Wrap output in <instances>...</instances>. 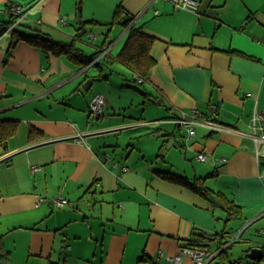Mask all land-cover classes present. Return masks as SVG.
Returning a JSON list of instances; mask_svg holds the SVG:
<instances>
[{
	"label": "crops",
	"instance_id": "obj_1",
	"mask_svg": "<svg viewBox=\"0 0 264 264\" xmlns=\"http://www.w3.org/2000/svg\"><path fill=\"white\" fill-rule=\"evenodd\" d=\"M195 1L198 13L162 0H0V121L16 122L0 147V264H166L194 231L216 234L217 194L263 212L251 136L264 111V0ZM12 5L31 11L10 46ZM131 28L150 39L146 77L118 59ZM88 47L107 50L89 67L72 57L94 59ZM128 75L143 90L120 85ZM97 94L105 105L92 120ZM190 116L221 129L189 136L177 121ZM141 136L153 154L133 155ZM159 175L199 179L208 198Z\"/></svg>",
	"mask_w": 264,
	"mask_h": 264
},
{
	"label": "rangeland",
	"instance_id": "obj_2",
	"mask_svg": "<svg viewBox=\"0 0 264 264\" xmlns=\"http://www.w3.org/2000/svg\"><path fill=\"white\" fill-rule=\"evenodd\" d=\"M84 39L86 40V38ZM88 48L87 55L91 59L99 55L100 51L96 52L93 51L91 47ZM124 82H131L133 86L143 90L141 85L136 86L133 83L130 75L120 77V85ZM130 104L131 103L127 104L129 110L136 115V119H140L142 107H140L137 102L134 103L133 106ZM154 115V113H151V117H156ZM150 139L149 137L141 136L134 141L137 148L135 150L129 148L128 150H130V152L133 150V155H135L137 154V149H139V147L143 148L144 146L142 150L143 153L153 154V144L150 143ZM147 147L150 148L149 151ZM172 161L174 163L173 168H176L175 170L177 173L181 172L184 166L182 157L180 159L182 165L180 161H177L176 155L173 156ZM0 166H4V164H0ZM257 204L258 202L256 201L251 206L242 208V212H238L234 216H230L227 212L221 211L220 209H217L216 212L213 213L212 227L214 229L213 233L216 234L213 235V239L204 240L203 249L207 250L211 255L218 253L222 249L223 252L213 259L210 264H264V256L259 261L248 258L250 249L261 247L264 241V234L262 233L264 230V210L263 212H255ZM236 236H239L237 240L231 241V238H236Z\"/></svg>",
	"mask_w": 264,
	"mask_h": 264
},
{
	"label": "built area",
	"instance_id": "obj_3",
	"mask_svg": "<svg viewBox=\"0 0 264 264\" xmlns=\"http://www.w3.org/2000/svg\"><path fill=\"white\" fill-rule=\"evenodd\" d=\"M155 1V0H154ZM168 3H171L175 8L177 9H184L186 11L198 13L200 11V3L195 0H162ZM10 13L14 16V20L5 27L6 32H13V29L16 28L20 22L26 18V16L30 13L31 8L27 9L20 5H12L9 7ZM105 53H107V50H104V52H101L96 58L92 59L87 66L94 65L100 57H102ZM138 83L142 82L141 78L137 79ZM105 101L102 95H95L90 101L88 114L90 119L97 120L99 119L104 110ZM179 124H182L188 129V135H193V125H204L208 126L212 129H221L220 126L214 122L207 121V120H195L194 116L188 117V119H180L177 121ZM253 128L254 133L251 136L252 140L254 142V154L256 157H262L264 158V131H263V125H264V111H255L253 113ZM223 129V128H222ZM257 129H259V132H257ZM229 130V129H226ZM196 159L201 162H205L207 159L206 154L199 153L196 156ZM32 170L34 172H37L39 168L33 167ZM52 203L55 207L61 208L68 204V201L65 198H53ZM264 216V214H263ZM264 234V230L262 231ZM239 237V236H238ZM236 236L231 238V241L237 240L238 238ZM227 247V246H226ZM262 250L264 255V241L262 243L261 247H258ZM223 250V249H222ZM221 250V251H222ZM211 255L207 250L201 249V248H191V247H181L179 252L175 254L174 256L170 257L168 259V262L166 264H183L184 258H188L190 260V264H210L213 259L217 257V255L221 252ZM158 264V263H154Z\"/></svg>",
	"mask_w": 264,
	"mask_h": 264
},
{
	"label": "trees",
	"instance_id": "obj_4",
	"mask_svg": "<svg viewBox=\"0 0 264 264\" xmlns=\"http://www.w3.org/2000/svg\"><path fill=\"white\" fill-rule=\"evenodd\" d=\"M120 13L119 11L116 12ZM132 17H126L124 21H122V25L124 27H128L132 22ZM10 46L13 45L17 35L15 31H13L11 35ZM27 39V38H25ZM150 42V39L147 41L144 35L139 32V29L131 28L126 37V41L121 49L118 59L120 62L129 66L133 71L139 72L141 75L146 77L148 75V70L153 65V60L147 55V44ZM76 56L80 61L82 60L86 65L91 60H83V57L79 54H73L72 57ZM142 77V76H141ZM16 132V122L14 121H0V147L7 151V143L14 136ZM160 177L166 178L168 180H172L173 182L182 184L187 187L189 190L194 192L195 194L202 196L204 198H208V192L203 188V185L199 179H193L192 181H188L185 178L178 177L173 175L172 177L167 175H159ZM221 199H219V203L214 205H219L225 212H227L230 216L236 215L238 212H241V208L234 204L232 201L227 200L223 196L217 194ZM213 236H208L199 232L194 231L192 233L191 238L187 241V244L182 247H191V248H201L203 249L204 240L213 239ZM223 250L218 254L220 255ZM217 255V256H218ZM264 256V255H263Z\"/></svg>",
	"mask_w": 264,
	"mask_h": 264
},
{
	"label": "water",
	"instance_id": "obj_5",
	"mask_svg": "<svg viewBox=\"0 0 264 264\" xmlns=\"http://www.w3.org/2000/svg\"><path fill=\"white\" fill-rule=\"evenodd\" d=\"M263 257V252L260 248L254 247L248 252V258L259 261Z\"/></svg>",
	"mask_w": 264,
	"mask_h": 264
}]
</instances>
